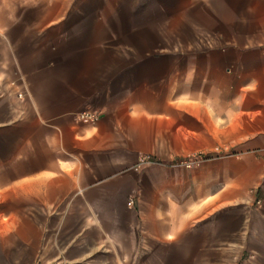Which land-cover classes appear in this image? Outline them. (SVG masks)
Masks as SVG:
<instances>
[{"label": "crops", "instance_id": "0c3cea01", "mask_svg": "<svg viewBox=\"0 0 264 264\" xmlns=\"http://www.w3.org/2000/svg\"><path fill=\"white\" fill-rule=\"evenodd\" d=\"M33 2L0 0V142L19 141L32 121V174L88 185L108 207L110 236L123 204L113 252L148 255L146 264H264V0H222L215 52L188 54L102 47L65 20L84 8ZM90 108L98 121L75 119ZM192 152L209 158L175 164ZM143 155L156 162L136 170ZM4 212L0 264H32V236Z\"/></svg>", "mask_w": 264, "mask_h": 264}, {"label": "rangeland", "instance_id": "374dc122", "mask_svg": "<svg viewBox=\"0 0 264 264\" xmlns=\"http://www.w3.org/2000/svg\"><path fill=\"white\" fill-rule=\"evenodd\" d=\"M45 1L34 0L32 5L43 6ZM68 5L74 11L82 7L85 13L70 10L65 20L82 22L80 28L98 35L95 40L102 47L117 41L149 54L215 52L211 40L221 37L222 0H68ZM21 129L19 141L0 142V156L9 155L8 164L0 166V209L5 210L1 220L7 226L19 225L23 234L32 236V264H146L148 255L113 252L124 241L119 227L124 226L126 207H115L116 229L110 236L108 207L93 204L88 185L46 184L44 175L32 174V121ZM199 155L209 158L192 152L180 159ZM13 208L27 212L5 216ZM248 258L229 255L228 264Z\"/></svg>", "mask_w": 264, "mask_h": 264}, {"label": "built area", "instance_id": "2783aa9c", "mask_svg": "<svg viewBox=\"0 0 264 264\" xmlns=\"http://www.w3.org/2000/svg\"><path fill=\"white\" fill-rule=\"evenodd\" d=\"M101 111L99 109H85L75 113V119L85 123L96 122L101 118ZM206 158L204 155H199V157H185L182 159H176L175 164L185 167H192L195 163L203 161ZM147 162H154V159L151 155H143L139 161V164L134 168L139 170L141 165Z\"/></svg>", "mask_w": 264, "mask_h": 264}]
</instances>
